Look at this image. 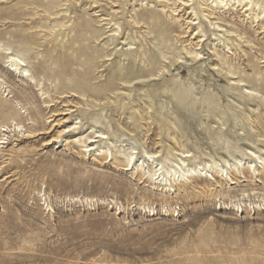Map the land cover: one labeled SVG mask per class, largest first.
I'll list each match as a JSON object with an SVG mask.
<instances>
[{
	"label": "rangeland",
	"instance_id": "rangeland-1",
	"mask_svg": "<svg viewBox=\"0 0 264 264\" xmlns=\"http://www.w3.org/2000/svg\"><path fill=\"white\" fill-rule=\"evenodd\" d=\"M211 1L192 0V17L173 12L174 0H0V126L20 127L0 131V264H264L261 169L257 178L232 170V185L209 171L170 193L143 171L156 166L147 154L162 171L236 159L258 165L248 152L264 149V35L246 20L248 0L210 9ZM251 2L264 8V0ZM150 16L170 26L172 49L200 48L203 59L158 76L147 57L167 49L154 39L158 29L144 24ZM187 17L205 31L200 47L198 25L186 29ZM208 19L240 35L227 54L237 75L220 66L215 53L228 48L213 41ZM115 23L123 34L111 45ZM10 54L22 57L25 76L9 70ZM131 70L155 76L118 85L115 75ZM190 72L192 88L184 81ZM178 78L191 92L183 90V104ZM81 79L79 93L72 84ZM234 79L244 80L242 90ZM68 125L78 129L45 145ZM95 131L106 137L96 146L115 161L82 152ZM27 132L43 134L30 139ZM119 153L144 167L126 171Z\"/></svg>",
	"mask_w": 264,
	"mask_h": 264
},
{
	"label": "bare ground",
	"instance_id": "bare-ground-1",
	"mask_svg": "<svg viewBox=\"0 0 264 264\" xmlns=\"http://www.w3.org/2000/svg\"><path fill=\"white\" fill-rule=\"evenodd\" d=\"M191 2H192V0H174L173 5L176 8L173 10V12L179 8V10H182L183 12H185V14L192 15L193 10L188 11V12L186 11V10H188V8L190 6L193 5V3H191ZM210 4H211V6L209 7L210 9L211 8H225L228 5V2L225 0H216V1H211ZM241 9H244L243 13H247L246 14V20L248 21L249 25L256 28L255 31H258V35H264V23H263V21H264V8L260 7L258 5L252 4L251 0H248L246 5L241 6ZM154 14H156V13H154ZM208 15H210V14H208ZM193 16H195V14H193L192 17ZM192 17L186 18L187 19L186 29H188L190 26L194 27V26L198 25V27L193 29L194 35H195V38H193V39L196 40L195 46L200 47L207 40L206 34H205V31L202 28V26H200V22H196L195 20H197V19L196 18L192 19ZM203 17L205 19L208 18L207 15H203ZM148 20L152 22V24H151L152 26L148 23H144V24H147L149 26L148 29H151L152 27L158 29L157 32H155L154 39L159 40L160 46H162L164 49H167V53H164L163 50H158L157 52L152 51L151 52L152 54L150 53L149 56L147 55L148 56L147 61H148L149 67L151 68L155 65L158 67V76L164 74L165 72H168L169 69L173 68L174 66H176L178 64H189V63L197 64L203 59V57L201 55L202 53L200 52V50H201L200 48H198L194 52L185 51L184 49H178V50L172 49V47L169 46L170 40H169V35H168V33H169L168 30L170 29V26L165 24V23L157 22L152 16H150L148 18ZM139 21L134 20L133 25L138 26L140 23ZM207 23L209 25V30L211 32V35L213 36V41L218 42V44L226 41V43L224 42L223 44H224L225 48H228L227 51L225 52L223 50L224 51L223 54L215 53V56L219 59L220 66L221 65L222 66L227 65L229 67L228 74H230L232 76L237 75L236 71L234 70L235 68H233V70H230V69H232L233 66L231 67V65L229 64L230 57H228L227 54L229 51H231V48L229 47L230 46V43H229L230 39H232L233 37L241 39L240 35L235 34V31H231L229 29H223L222 26L213 22L211 19H208ZM113 25L116 26V28H115V30H113L114 34L112 35V37L110 39L111 45H113V38H117L119 35L123 34L120 27L118 25H116V23ZM250 29H251V27H250ZM215 32H220L221 33L220 36L216 35ZM150 33H152V32L150 31ZM247 43L250 44L251 42L247 41ZM128 45H131V44L128 43ZM129 49H133V48H129ZM169 53L173 54V56L171 55L172 56L171 60H169V58H170ZM10 55L11 56L9 57V61L7 62V63H9V66L11 67L9 70L15 71V73H17L18 70H21L22 72H26L27 70L22 69L23 64H25L22 57L19 55H15V54H10ZM230 55L231 54L229 53V56ZM94 57H95V55H94ZM231 58H232V56H231ZM85 61H87V63H91L93 61V58L90 57V59H88L85 57ZM261 63H263V62H261ZM87 65L88 64H86V66ZM186 66H188V65H186ZM202 67L203 66L200 65L199 69H200L201 73L202 72L204 73V71H206V70H204ZM213 67L216 68L218 66L213 65ZM150 70H148L147 72L146 71L145 72H142V71L134 72L131 70V71H128L124 74L119 73L118 75H115L114 79H117V82L120 83L118 85L127 86V85H131L133 82H137V81H140L142 79H147V78H151V77L155 76V75H153V73H151ZM213 70H215V69H213ZM18 73H21V72H18ZM205 73H207V72H205ZM21 75H22V77L25 76L23 73H21ZM193 75H194L193 72H190L187 79L184 80L189 85L184 83L183 79L178 78L177 83L180 85V87H182V89L180 90L181 94L176 99V102L178 104L185 103L184 102V100L186 99L185 93L188 90L186 88V85L190 86L191 88L194 86L195 83L193 84V78H194ZM243 82H244V80H242V79H238V80L234 79L233 83H235V84H233V85L236 86V88H240V87H242L241 84ZM83 86H84V81H82V79L78 80V81L76 80L72 84V88L79 93L84 92ZM190 87H189V89H190ZM92 90H94V89H92ZM183 90L185 93L183 92ZM240 90H242V88H240ZM188 91H189V93H191L190 90H188ZM246 93L250 94L251 98H252V96H254V98H255L256 96L261 95L260 91L253 90V89H250ZM94 95H96V94H94ZM190 96L191 95H189V97ZM259 98L261 99V97H259ZM190 99L188 102H190L191 100L194 101L195 100L194 95H193V99H191V100ZM256 99H257V97H256ZM240 100L245 101L243 99H240ZM202 102L204 103L205 101L203 100ZM194 103H195V101H194ZM230 103L237 105V103H234V102H230ZM196 104H197V102H196ZM242 104H243V102H242ZM256 110L257 109L251 108L249 110V112L252 113V112H255ZM65 115H67V114H65ZM64 123H66V122H64ZM12 126H14V130L11 129V125L10 126H5V125L0 126V131L3 133H8L11 131L15 132L17 128H19L17 131L20 130L19 125L12 124ZM55 126H60V124L59 123L55 124ZM76 129H78V127H76V125H68L66 128L61 130L59 136L56 139H51V140L47 141L45 143V145L47 146V145H51L53 143H57L60 136H65L66 134L74 132ZM25 133L26 132H24V135H25ZM33 134L34 133H31V132L28 133L27 132L26 137L31 139V138H34L37 135H41L43 133L39 132L36 135H33ZM104 135L105 134L101 131H99V132L95 131L94 136L88 137L84 141V143H83L84 146L83 145L81 146L83 148L82 152L87 156H90L91 153H92V156H97V157H102L104 155L107 160L109 159V162L115 161L117 158H115L113 156V152L110 149L106 148V150H105L103 146H101V147L96 146L102 140L106 139V137ZM262 142H264V140ZM3 143L4 142L0 141V144H3ZM261 152L262 153L259 155H256V153L252 152V151L248 152V154L251 155L253 158H255L257 163H258V165H254V166L252 165V161H250L247 163V166L245 167L246 163H244L241 159H239V160L236 159L232 163L230 161L224 160L225 166L219 165L218 167H216V166L212 167L211 165L206 164L205 166L190 167L187 169L185 168L184 170L180 169V171H177L175 166L170 168V169H166V170L162 171V167L158 168V163L154 161L155 157L152 156V154H147V156L149 158H152V163L155 164L156 166L154 167V171L152 173L149 171H146L145 169L143 171H144V175H146L155 185H157L159 187H163L165 189V192H168V193H170L172 191L173 185L180 184L183 182H188L189 179H193V178L203 179L204 177H206V175L209 171L213 172L216 175V177L224 179L227 184L230 183V185H232V184H234L233 179L230 177V172L232 170L233 171L235 170L239 173V170L241 168L243 170H246V173L251 174L253 177L257 178L261 173V172H259L260 171L259 169H261V171H262L261 175H262V177H264V149H262ZM118 156H120V157L122 156V158L126 162V165H125L126 171H128L130 167H131V170L134 167L137 168L138 166H140L141 168L144 167V161L140 165H138L139 160H136L134 157V154H132V153H127V154L119 153ZM187 158H189V155L182 156L180 159V163H177V165L180 166V168H181L185 163L184 159H187ZM224 175H225V178H224ZM210 177L212 178L211 175H210ZM144 210H145V212L149 213V216L155 215L154 210L151 208H146V209L144 208Z\"/></svg>",
	"mask_w": 264,
	"mask_h": 264
}]
</instances>
